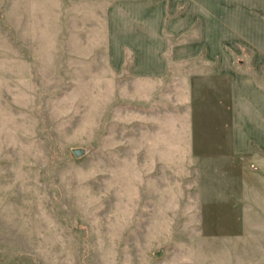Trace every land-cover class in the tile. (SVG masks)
<instances>
[{"label": "rangeland", "instance_id": "rangeland-1", "mask_svg": "<svg viewBox=\"0 0 264 264\" xmlns=\"http://www.w3.org/2000/svg\"><path fill=\"white\" fill-rule=\"evenodd\" d=\"M0 264H264V0H0Z\"/></svg>", "mask_w": 264, "mask_h": 264}]
</instances>
